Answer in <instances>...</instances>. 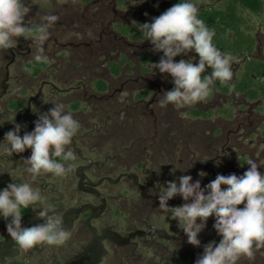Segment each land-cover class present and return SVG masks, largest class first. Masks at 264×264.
<instances>
[{
	"label": "flooded vegetation",
	"instance_id": "af4514ba",
	"mask_svg": "<svg viewBox=\"0 0 264 264\" xmlns=\"http://www.w3.org/2000/svg\"><path fill=\"white\" fill-rule=\"evenodd\" d=\"M163 1L156 16L166 11ZM224 1L205 0L196 6L224 10ZM132 3L138 9L135 19L127 15ZM29 9L25 21L33 28L46 24L47 15L58 19L47 29V63L35 62L36 45L23 37L16 47L0 51V144L16 124L21 136L33 131L39 115L53 108L52 102L60 103L79 129L66 146L75 160L55 159L74 168L62 177L47 174L34 180L25 171V158L31 155L26 149L0 157V190L22 181L39 189L71 235L61 246L23 250L0 216V264H195L204 245H218L222 239L215 217H209L198 235L200 246H194L178 221L159 208V192L168 181L179 183L182 175L192 176V183L200 181L202 188L218 174L243 175L250 168L248 159L264 174V94L236 88L249 59L264 63L259 38L245 16L264 18V13L240 9L247 20L244 31L256 44L250 53L221 52L235 58L232 81L217 80L204 101L176 109L159 103L175 87L169 74L155 69L163 52L122 31L125 25L135 27L133 21L149 23L145 0H75L68 8ZM181 59L199 62L195 51L174 58ZM210 73L206 69L202 78ZM254 80L264 85V75ZM9 171L20 180L13 181ZM184 203L180 195L168 201L169 207ZM36 211L22 209L23 227L44 222ZM237 264H264V248H254L253 260L241 258Z\"/></svg>",
	"mask_w": 264,
	"mask_h": 264
},
{
	"label": "clouds",
	"instance_id": "9594fccd",
	"mask_svg": "<svg viewBox=\"0 0 264 264\" xmlns=\"http://www.w3.org/2000/svg\"><path fill=\"white\" fill-rule=\"evenodd\" d=\"M49 2L32 0L33 5L41 8L49 6ZM29 11L24 0H0V51L16 47L17 40L23 37L36 45L35 62L47 63L48 58L43 54L49 38L47 29L58 18L47 15L44 17L46 24L33 28L25 21ZM197 13V6L184 0L154 17L151 23L139 24L133 21L144 40H149L153 45L152 50L163 52L160 61L154 64L155 69L169 74L174 82L175 87L165 91L159 100L162 107L172 104L180 109L195 105L209 96L215 81L228 84L233 79L230 65L235 58L230 54L222 55L213 44L215 32L198 18ZM193 50L199 56L198 64L189 60H174L176 56L186 55ZM206 68H210L211 73L202 78ZM52 103L55 106L39 115L33 131L21 136V125L16 124L14 130L5 133L4 142L0 144V157H11L14 153L20 154L31 149L30 157L25 158L28 165L25 171L34 180L47 174L62 177L74 168L72 163L65 165L55 158L59 157L65 162L75 160L73 152L66 151V146L71 144L77 133L79 122L70 111H65L63 104ZM246 163L250 168L243 175L218 174L206 188L201 187L200 181L192 183L190 175L180 176L179 183L168 181L161 187L159 208L169 213L171 219L178 221L188 243L199 247V233L209 217H215L214 228L222 239L218 245L215 241L204 245V252L195 264H237L241 258L253 260L254 248H264V174L258 170L254 160L248 159ZM2 173L4 171L0 169ZM8 173L13 181L19 179L13 172ZM200 174L204 175L203 172ZM222 185L227 187L222 188ZM177 195L185 203L169 207L168 201ZM37 204L40 205L39 209L33 207ZM242 204L243 208L238 207ZM29 208L38 210L36 215L44 222L23 227L22 209ZM0 216L7 221V232L12 240L23 250L41 244L61 246L71 235L66 231L63 219L55 214L40 190L23 181L9 183L0 190Z\"/></svg>",
	"mask_w": 264,
	"mask_h": 264
},
{
	"label": "trees",
	"instance_id": "16d2710c",
	"mask_svg": "<svg viewBox=\"0 0 264 264\" xmlns=\"http://www.w3.org/2000/svg\"><path fill=\"white\" fill-rule=\"evenodd\" d=\"M125 2L126 0H122ZM205 0H188L195 5ZM214 1V0H210ZM184 2V0H164L163 7L165 10L172 7L176 3ZM241 7L250 10L254 14L264 13V0H225L224 10L204 5L198 9V18L203 20L205 25L215 32L213 44L222 53H232L234 55L242 52L250 53L256 44V38L246 33L247 20L240 15ZM124 34L130 35L132 38L145 39L136 26H123ZM136 31V33H135ZM233 32L232 36H229ZM194 51V50H193ZM245 54V53H244ZM211 70L210 68H206ZM264 75V63L255 59L247 61L245 70L241 74V81L236 84L237 90H248L253 96L264 94V85H257L254 76ZM263 85V86H262Z\"/></svg>",
	"mask_w": 264,
	"mask_h": 264
},
{
	"label": "rangeland",
	"instance_id": "374dc122",
	"mask_svg": "<svg viewBox=\"0 0 264 264\" xmlns=\"http://www.w3.org/2000/svg\"><path fill=\"white\" fill-rule=\"evenodd\" d=\"M72 1H75V0H50L49 6L41 8V7H39V5H33L32 0H30L29 4L27 6L28 7H36L39 10L47 11L53 7L57 8V9H62L63 4H65L66 7L68 8L71 6ZM158 2H159V0H145V7L147 9L148 22L149 23L153 22L154 17H157L156 12L158 10ZM130 6L132 9H130V11L127 12V15L130 18L135 19L137 16L136 14H137L138 9H137L135 3H132ZM245 16L249 19L250 23L252 24V26L254 28V33L259 38V46L260 47H259L258 55H259V57L264 59V18H263V15H251V14L246 13Z\"/></svg>",
	"mask_w": 264,
	"mask_h": 264
}]
</instances>
